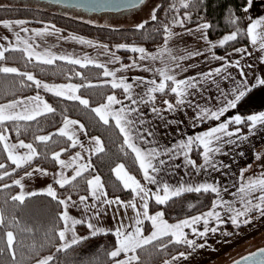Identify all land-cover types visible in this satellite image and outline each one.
Segmentation results:
<instances>
[{
	"label": "snow or ice",
	"instance_id": "snow-or-ice-1",
	"mask_svg": "<svg viewBox=\"0 0 264 264\" xmlns=\"http://www.w3.org/2000/svg\"><path fill=\"white\" fill-rule=\"evenodd\" d=\"M56 3H68V6L80 7L85 3H92V0H76L75 3L72 0H55ZM202 2V0H201ZM126 7L135 8L140 4L144 3V0H124ZM179 7L176 3L170 5V8L179 11L180 8L188 9L197 3V0H178ZM252 6V0H247L246 6L243 11L247 13L249 8ZM191 19V15L185 12L183 18L173 16L169 21L173 27L179 25L184 27L185 21ZM238 19L232 13L229 17V23L232 25L238 24ZM151 20H157L156 10L154 9L151 14ZM3 26L9 30H12L13 24L20 28L19 32H15V43L9 42V45L5 47L0 44V62L7 59L6 53L8 52H20L23 57L27 58V62H32L35 60L38 64L42 65H52L57 60L66 61L68 64L80 65L81 67H86L89 64H94L98 68H103V76L111 77L110 81H105V83H110L113 89H122L125 94V99L129 101V104H125L122 100L118 99L116 95H108L106 97V102L91 108L90 111L95 113L99 120L105 125L110 126V121L114 122V126L118 129L119 134L123 137V146H126L133 155L134 163L138 166L142 173L143 179L147 184L157 185L156 191H152L141 184L139 180L132 175L124 164H119L112 171L116 176V179L120 182L123 189L131 190L133 193V199L130 201H122L119 197L115 199H108L107 193L104 191V184L101 181L99 175H94L91 178H86L84 173L88 172L91 167L90 162L79 164L78 160L83 159L79 153L75 156L70 157L69 161L61 159V154L67 151V148L62 149L61 152H53L51 159L55 161L60 169H73V174L71 176L66 175L64 171H60L55 174L54 183L59 185L60 188H64L66 185H72L75 187L74 183L78 178L84 179L87 185L89 195L94 201L101 202L102 205H117L122 208H131L135 213V219L131 225H125L123 221L118 223V226L114 229H104L97 227L90 221L86 219H77L69 214L68 208L70 205H74L76 202L72 201L71 196L66 199H61L55 188L51 184L47 188L41 190V192H25L24 184L22 183L23 177L16 179L12 184H4L2 189L11 188L16 185L20 188V191L10 197L11 201L18 202L19 205H23L27 198L35 197L37 195H46L50 197L53 201L63 206V211L59 213V220L63 222V227L58 230L55 235L58 237L60 244L57 247V252L66 251L67 249L79 244L82 240L88 239V237H79L76 233V226L81 224H87V228L90 230L91 236H96L98 234L107 235L109 232L115 237V244L112 250L107 252L109 259L113 261V264H139L140 255L138 252L145 251L149 246H154L157 250L167 249L168 245H186L190 249L203 248L205 244H197V239L206 238L209 233L215 234L220 229L221 225H224L230 221L231 225L235 228H239L242 224L251 223L252 217L250 214L258 213L260 216H264V171H260L258 174H253L252 176H246L245 173L252 167L248 165L246 168L240 170L237 183L233 186L236 187V191L231 193V196L235 199L229 200L224 199L221 195L223 192H228V188H221L219 182L209 183L203 182L199 184H186L181 183L178 186H171L168 183H160L157 180L156 175L161 171V166L166 164V160L160 159L161 156H167L169 160L176 159L179 156H183L187 165L196 169L197 174L203 169L208 171L212 169L214 171H219L220 167H227V165L218 166L215 162V157L217 154L227 153L222 152L225 144L234 145L237 140H247L246 135H241V128L235 127L230 130V125H247L249 132H252L257 128L258 125L264 126V112L258 114L248 115L246 118L241 115H235L229 119L218 123L216 126L208 128L206 131L200 132L196 135L187 136L186 140H180L177 144L172 147H167L164 149H158L156 147H141V143L148 145L150 141L145 137L144 133H147V137H152L153 132L148 129L141 130L139 126L146 123L143 119V113L140 112L139 105L142 104H152L151 112L155 113L157 116L160 115L161 109L155 106L156 93L165 94L166 90L170 94H174L175 103L173 104L169 100H164L163 103L166 106L164 111H176L181 108V106L188 104L192 106V101L188 100L187 97L190 94V90L197 89L199 84L203 81H207L214 75L218 76L222 71H225L228 67H237L240 69L241 77H244L243 69L240 68V60L234 62L227 61L225 57L217 56L212 54L213 60H224L225 63L221 67L210 70L207 73H202L200 79L197 77H187L185 79H177L176 75L173 74V69L165 66L161 68H149L144 66L142 70L153 73L160 77L159 82L155 78L146 79L144 77L133 78V83H128L126 77H117L116 72L130 69V68H140L141 65L138 64L137 60L134 59L129 65H121V68L115 71H110L104 64L96 63L87 56L84 57L83 61L79 58H73L67 55H55L48 50L43 52L37 51L36 49L39 45L34 46V37L28 36L27 38L22 37L20 32L28 33L30 30L24 25L27 23L24 20H16L14 22L3 21ZM147 21L137 25L138 29H143ZM169 24H163L164 32V45L156 53H149L143 47H130L129 50L133 53H139L138 60L144 61H156L158 59L163 61L165 54L171 59L176 68L180 67L179 63H175L178 60L189 59L198 55H203L202 52H188L185 56L176 57L173 56L172 50L167 47L169 41L174 35H180L179 33H173ZM55 27L54 25L52 26ZM211 27L209 23H202L197 26L195 31L204 32ZM264 17L250 21L246 29H241L239 26L235 28L230 34L225 35L222 39L218 41V45L223 47L230 41L237 40L238 35H245L251 46L255 51L261 52L260 62L264 63ZM35 37L43 38L51 33L48 29L43 30H31ZM58 31V30H57ZM192 29H187L188 34H192ZM207 41L206 33L201 37ZM7 40V37H3ZM32 41V42H30ZM81 43L91 44L90 41L80 40ZM210 47L209 52L217 46L208 41ZM105 49L107 46H103ZM118 48H128L127 45H118ZM241 54V59L245 55L251 56L252 53L248 52L247 48H237L234 50ZM231 55V54H229ZM113 59L109 62H118L119 57L112 54ZM251 67V65H248ZM182 71H187V69H182ZM0 74H15L17 76L23 77L26 81L32 82L37 88H43L46 92L53 93L57 97H62L71 101H78L80 105L85 108H89V100L82 98L77 95L79 88L85 85H74V84H61V85H49L47 83H42L40 80L36 79L33 74L29 72H21L16 67H9L0 65ZM77 75H80L77 73ZM170 82V83H169ZM215 82V81H213ZM24 83V80L21 81ZM134 84L139 87L144 86V91L139 94L133 92ZM86 86H92L91 84ZM264 86V78H257L254 85L248 86L247 80L244 79L237 82L236 87L232 88L229 92H224L221 90V100L219 103L220 107L213 110L210 107H200L199 104L195 105L199 111L196 112L194 119L199 121L215 120L220 121L221 117L225 113L229 112L230 109H235L238 103L251 91L252 87ZM217 87H219L217 85ZM231 97V98H230ZM120 105L119 108L114 106ZM135 106V107H133ZM55 108L51 104L43 100L39 94L33 97L26 98L24 100H13L7 104H0V145L3 146V152L7 154V160L11 162L15 167L12 172L17 169L24 168L26 165L31 164V162L41 155L34 147V143H26L24 140H18L17 143H9V137L6 135L7 128L4 127L7 123L12 122L16 124L17 135L20 134L19 124L17 122H31L37 121L38 117L44 116L49 113H54ZM170 123H175L171 121ZM79 126L80 131H84V125L80 124L77 120H72L67 117L63 120V126L60 127L56 133H51L48 135H35L34 141L47 145L48 142L52 141L53 135L59 137H64L67 141H70L69 147H76L80 144V147H84L80 143L76 136V132L73 126ZM195 126V125H194ZM87 135V133H84ZM235 137L236 139H232ZM227 138V139H225ZM91 142L94 143L93 151L95 153L104 152V147L102 141L99 137H92ZM19 149H24L23 153L19 152ZM123 150V149H122ZM197 150L202 158V163L197 165L196 161L191 158V153ZM243 155V153H241ZM255 159L257 161L264 157V153H256ZM155 162V163H154ZM178 167V165H177ZM7 165L5 163H0V169H6ZM12 172L7 170L0 174V180H3L5 176L12 175ZM33 172H39L41 175H48V172L41 168H35L33 171L26 172L25 175L31 177ZM0 189V190H2ZM211 193L215 195V199L211 203L209 210L194 215L176 223H169L164 219V212L157 211L155 214H149V200H154L157 205H166L170 200L175 197H180L185 193ZM141 201V208H137L136 198ZM103 198V199H102ZM88 200V196H80L79 201L81 204L85 205V211H89V206L85 203ZM7 203V201H5ZM239 203L240 207L236 204ZM95 205H93L94 207ZM194 207V205H190ZM222 209L224 215L222 216ZM99 210L94 213V217L99 216ZM226 217V219H225ZM149 221L151 223V231L149 234L145 235V230L143 228L144 222ZM203 224V229L200 230L197 225ZM214 226L210 227V224ZM16 228L19 232H31L32 229L22 226L20 221H18L15 216L9 218L6 216L3 209H0V229H11ZM131 229V230H129ZM185 229H190L191 235L196 237V239H189V232ZM71 233V238L69 239L68 234ZM225 236H230L232 233L223 232ZM167 238V239H166ZM4 247H0V256L4 254L5 251L8 252L11 261L15 264H21L25 259L23 253H21V261H17V233L13 230H6L3 232ZM166 242H163L165 241ZM163 242V243H159ZM20 246L23 247V243L20 242ZM35 247V246H33ZM123 254V258H120ZM181 257L187 259V255L184 252H180L178 256H173V260H179ZM54 260V255H48L43 258L36 260V264H50ZM243 264H264V248L260 249L259 252L251 253L248 256L242 258ZM241 260H236L234 264H242ZM164 264H171L170 261H165Z\"/></svg>",
	"mask_w": 264,
	"mask_h": 264
},
{
	"label": "trees",
	"instance_id": "trees-1",
	"mask_svg": "<svg viewBox=\"0 0 264 264\" xmlns=\"http://www.w3.org/2000/svg\"><path fill=\"white\" fill-rule=\"evenodd\" d=\"M178 0H165L158 9L157 20H150L143 29L134 28H111L90 24L84 20L87 15L77 12H58L43 6L35 4L30 5H11L0 7V20L4 19H24L33 25H42L51 23L61 28L65 32H73L101 42H105L115 48L117 45H140L145 50L151 51L164 43V32L162 25L169 24L173 16L183 18L185 12L190 13L191 19L185 21L184 27L172 26V32L180 31L193 27L201 23H209L208 37L217 39L230 34L237 26L246 29L245 12L243 8L247 0H197V3L188 9L180 8L177 12L170 8V5ZM234 13L238 19L237 25L229 23L230 15ZM82 16V17H79ZM93 17V16H91ZM237 47L250 48V42L245 35H238L237 40L230 41L223 47L217 49L218 53H224ZM125 55V51L120 50ZM7 59L0 62V65H12L21 72H29L37 79L51 83H74L85 85L79 88V95L89 100V108L80 105L78 101H71L53 94L44 92L46 101L56 109L54 113H49L38 117L37 121L17 122L20 128V134L17 135L16 124L9 122L4 127L7 128L6 134H9L13 141L24 140L26 143H34V147L41 153L31 164L24 168L12 172L15 167L7 160V154L3 152V146L0 145V163L7 165L6 169H0V174L7 170L12 175L5 176L0 180V189L4 184L12 182L31 168H41L46 171H54L58 164L51 159L53 152H62L61 157L72 154L76 147H69L70 141L64 137L53 135L52 141L47 145L34 141L35 135H45L54 133V131L63 123L65 117L79 121L84 125V129L89 137H99L102 141L104 152L96 153L91 157V167L84 173L86 178L99 175L103 181L105 190L109 197H119L122 201H129L133 198L131 190L123 189L120 182L116 179L113 169L119 164H124L127 170L138 180H143L142 173L134 163L133 155L130 150L123 146V137L115 128L114 122L110 121V126H105L95 113L90 109L106 101L108 95L115 94L123 97L122 89L111 88L110 83H105L106 77L103 76L101 68L96 66L81 67L68 64L63 61H55L52 65L38 64L36 61L27 62L20 52H8L5 54ZM127 58V57H126ZM79 73L80 75H77ZM24 80L22 84L21 81ZM91 84L92 86H86ZM40 91L32 82L26 81L23 77L15 74H0V104L13 101ZM155 106H164L163 101L169 100L175 102L174 94L167 92L165 94L156 93ZM248 115V112H244ZM123 149V150H122ZM193 157L196 162L200 161L199 151H193ZM72 185H66L60 188L54 183V188L61 199L71 196V199H77L80 196H88L89 191L84 179L78 178ZM18 193V186L0 190V209H3L6 216L20 221L22 226L31 228V232H19L16 228L0 229V247H4L2 239L3 232L13 230L17 233V261H21V253L25 259L21 264H34L37 259L46 255H54V260L50 264H111L112 260L107 256V252L112 250L115 244V237L109 232L107 235L98 234L82 240L79 244L57 252L60 244L55 233L63 227V222L59 220V213L63 211V206L57 201H53L46 195H37L26 199L23 205L11 201L10 197ZM215 195L208 193H188L180 197L173 198L166 205H157L150 200L149 211L153 212L160 209L164 212L166 219L174 221L190 215L197 214L208 209L214 200ZM199 200L194 207H190L192 200ZM7 201V203H5ZM189 202V203H188ZM79 232H83L84 226L77 227ZM167 239V238H166ZM165 241L163 242H166ZM23 243V247L20 246ZM159 242V243H163ZM35 246V247H33ZM186 245H168L167 249L157 250L154 246H149L145 251L138 252L140 255L139 264H160L180 252H188ZM0 264H15L11 261L7 251L0 256Z\"/></svg>",
	"mask_w": 264,
	"mask_h": 264
},
{
	"label": "crops",
	"instance_id": "crops-1",
	"mask_svg": "<svg viewBox=\"0 0 264 264\" xmlns=\"http://www.w3.org/2000/svg\"><path fill=\"white\" fill-rule=\"evenodd\" d=\"M8 3L10 4V0H4V2L0 3V7L5 6ZM261 17H264V0H252V6L249 8V11L245 13L246 25H248L250 21L260 19ZM5 20L14 22L16 20H24V19L0 20V44H3L5 47H7L9 45V42L15 43L14 33L19 32L20 28L17 27L15 24H13L12 30L5 28L2 23ZM24 21L27 22L24 25V27H27L30 31L28 33L20 32V35L25 38H27L28 36L34 37V42H35L34 46L39 45V47L36 49L37 51L43 52L45 50H48L51 53L58 56L67 55L73 58H79L82 61L84 57L87 56L96 63L106 65V67L110 71H115L116 69L121 68V65H129L132 62V60L136 59L138 64L141 65L140 68H130L116 72L117 77H126L128 83H133V78L135 77H144L146 79L155 78L157 82H159L160 77L158 75H154L151 72L142 70L144 66H147L149 68H161L168 66L173 69V74L176 75L177 79H185L187 77H197L198 79H200L199 74L207 73L212 69L221 67L225 63L224 60H213L211 58L213 53L217 56L225 57V59L230 62L240 60V68L243 69V72L245 74L244 77H241L239 68L228 67L225 71H222L220 75L218 76L214 75L212 78H209L207 81H203L202 83L199 84L197 89L190 90V94L188 95L187 99L192 101L191 107L188 104H185L176 111H164L166 107L164 105L161 107H157L161 109L160 115L157 116L155 113L151 112V107L153 106L152 104L139 105L140 112L144 114L143 119L146 121V123L142 126L138 125V127H140L141 130L146 128L153 132L152 137H147V133H144L145 137L150 141V143L148 145H144L141 143V147L144 148L156 147L158 149L172 147L173 145L177 144L180 140H186L187 136L196 135L200 132L206 131L208 128L216 126L218 123L225 121L235 115H241L242 117L246 118L251 113L259 112L262 110L264 111V86H258V87H252L251 91L248 92L247 95L238 103L237 107L235 109H230L229 112L225 113V115L221 117L220 121L208 120L202 122L194 119L196 112L199 111V109L196 108L195 105L199 104L200 107H210L213 110H215L216 108L221 106V104L219 103V101L222 99L220 95L221 90H223L224 92H229L232 88L236 87L237 82H240L244 79L247 80L248 86L251 87L252 85L255 84L256 79L258 77L264 78V63H261L259 59L261 56V52L255 51L250 44V48H248L247 50L248 52H251L252 55L251 56L245 55L243 59H241V54L235 52L234 50L237 48H246V47H237L224 53H218L217 49L221 47L218 45V41L222 39L225 35L217 39H210L208 37V29L204 30L203 33L200 31H195V29L199 24L187 28L193 30L192 34H188L187 29L173 32L180 34V35H174L167 45V47L172 50L171 54L173 56L176 57L185 56L188 52H195V51H199L203 53V55H198L189 59L176 61L175 63L180 64V67L176 68L174 62L171 59H169L167 54H165L163 61L160 59L156 61L138 60L140 54L131 52L129 48L133 46L143 47L140 45H127L129 46L128 48H118L117 45L115 46V48H113L105 42H101L83 35H79L77 33L65 32L61 28L51 23H45L42 25H33L30 24L27 20ZM53 25L55 26L54 28L52 27ZM45 28H47L48 32L51 34L46 35L43 38L35 37L34 33L31 31L32 29L43 30ZM205 33L207 35V41L201 38L202 35H204ZM3 37H7L8 39L5 40L3 39ZM81 39L84 41H90L91 44L81 43L80 42ZM208 41H210L213 44H217V46L213 48L211 52L208 51L210 47ZM105 45L107 46L106 49L105 47H103ZM163 45L164 43L159 47H157L156 49L151 51L146 50V52L156 53ZM120 50L125 51V55L121 53ZM113 53L115 54L116 57H119L118 62H109L110 60L113 59L112 57ZM57 61H62V60H57ZM248 65H251V67H248ZM3 66L14 67L12 65H7V64ZM87 66H95V63L89 64ZM101 69L102 71H104L103 68ZM182 69H187V71H182ZM106 78H107L106 81H110L112 79L111 77H106ZM63 84H67V83H63ZM217 85L219 87H217ZM143 91H144L143 85L137 87L134 84V88H133L134 95L142 93ZM40 92L44 93V90L43 91L40 90ZM41 93H33L31 95L16 100H24L26 98L33 97L39 94L40 97L46 101L44 95H42ZM77 95H79V93H77ZM117 98L122 100L125 104L130 103L125 99V94L123 97L117 96ZM9 102H5L2 104H7ZM174 103L175 102H173V104ZM114 107L119 108L120 105H116ZM244 112H248L247 113L248 115H246ZM171 121H175V123H170ZM62 126L63 123L54 131V133H56L57 130ZM73 127L75 129L77 138L79 139L80 143L83 144L84 147L82 148L80 147V144H77L75 152L72 153L66 161H69L70 157H73L77 153H79L80 156L83 157V159L78 160L77 163L79 164L89 163L91 157L96 154L93 151L94 143L91 142L92 137H89L88 135L84 134L86 132L85 129L84 131H80L78 125ZM235 127H240L242 130L241 135H246L248 139L237 140L236 144L234 145L225 144L222 149V152L227 154L216 155L215 162L217 163V165L220 166L222 164V165H227V167H220L219 171H214L212 169H208V171H204L203 169H201L199 171V174H197L196 169L186 164L184 157L182 155L172 160H169L167 156H161L160 159H164L167 162L165 165L161 166V171L158 174H154L156 175L157 180L160 183L166 182L171 186H178L181 183H186V184H199L203 182L214 183L213 181L215 178H218V176L225 175L227 177H233L234 179H236L237 182L240 170L246 168L248 165L252 166V162L253 161L255 162L254 154L257 153L258 151L257 149L260 146L264 147V133L260 138L255 139L254 137H252L251 133L249 132L247 125H240V126L230 125V130L234 129ZM6 135L9 137V141H8L9 143L18 142V141H13L9 134ZM232 139H236V138L233 137ZM18 151L23 153L26 150L19 149ZM241 153H243V155H241ZM191 158L194 160L193 152L191 153ZM196 163L197 165L201 164L202 158L200 157V161ZM33 169L35 168H31L26 172L33 171ZM250 169L245 173V175H249L248 173L250 172ZM55 170L47 171L48 175L46 176L41 175L39 172H33V175L31 177H28L25 175L26 173L25 172L16 179H20L21 177H23L22 183L24 184L25 192L35 191L39 193L41 192V190L47 188L49 184H51L54 188V177L56 173L60 171H64L68 176H71L73 174L72 168L64 169V170L58 168L56 171ZM139 181L146 188H149L152 191H156L157 185L147 184L144 181V179ZM232 182L234 181L232 180ZM18 190L20 191L19 187ZM104 191H106L105 187H104ZM107 198L115 199L109 197L108 194H107ZM72 201H75L76 203L74 205H70L68 208L69 214L71 216L77 219H86L100 228L114 229L115 227L118 226V223L120 221H123L125 225H131L135 218L134 211L133 212L127 211L130 208L125 209L117 205H112V206L102 205L101 202L94 201L89 194H88V200L85 202L90 208L89 211H85V205L80 203L79 198L74 199ZM148 203L150 206V200L148 201ZM93 205L95 206L93 207ZM209 208L204 210V212L209 210ZM97 210H99L100 214L98 217H94V213H96ZM140 210L142 211V208H140ZM159 210L160 209L155 210L153 212H157ZM197 214H200V212ZM81 225L84 226V229H82L83 232L81 233L78 231L77 226L80 225H77L76 226L77 235L79 237H90L91 236L90 230L87 228V224L85 223ZM68 236L70 239L71 233H69ZM232 256H235V254Z\"/></svg>",
	"mask_w": 264,
	"mask_h": 264
},
{
	"label": "rangeland",
	"instance_id": "rangeland-1",
	"mask_svg": "<svg viewBox=\"0 0 264 264\" xmlns=\"http://www.w3.org/2000/svg\"><path fill=\"white\" fill-rule=\"evenodd\" d=\"M164 1L165 0H147V2L140 9L133 10L127 13H118V14L109 13V14H102V15H94L93 17L84 16L83 18L84 20H86V22L90 24L98 25V26H106V27L118 28V29L134 28L137 25L145 21L149 22L151 20V14L153 10L155 9L157 13L158 9L161 7ZM1 2H4V0H0V3ZM11 5L12 4L8 3L5 6H11ZM18 5L20 6V4ZM79 17H82V16H79ZM38 80H40L42 83H47L49 85H61L62 84V83H51V82H47L41 79H38ZM67 84H74V83H67ZM74 85H77V84H74ZM39 89L42 91L44 90L42 87ZM44 92L46 91L44 90ZM36 93H41V92L38 91ZM46 93H50V92H46ZM41 94L44 95L43 93ZM50 94H53V93H50ZM260 112H264V111L262 110L259 112L251 113L250 115L258 114ZM250 133L252 137H254L255 139H258L264 133V126L258 125L257 128L254 129ZM257 150H258L257 153H264L263 146H260ZM70 155L61 157V159L66 161ZM58 168L60 167L58 166L57 169ZM260 171H264V157H262V159L259 161L255 159V162L254 161L252 162V167L250 169V172L248 173L249 175H246V176H252L253 174H258ZM232 180L234 182H232ZM217 181L219 182V185L221 188H224V187L228 188V192L222 191L221 195L223 196V198L229 199V200L235 199L234 197L231 196V193L236 191V187L233 186L234 184L237 183L236 179H234L233 177H227L225 175H222V176H218V178H215L213 182L215 183ZM215 198L216 197H214V199ZM198 201L199 200L194 199L190 203H192L191 205L195 206V204L198 203ZM136 202H137L136 203L137 208L140 209L141 201L138 197H137ZM236 206L240 207L239 203H237ZM218 210L221 211L222 216H223L224 215L223 210L222 209H218ZM127 211L133 212L131 208L128 209ZM203 212L204 211L200 213H203ZM155 213L156 212L149 211L150 215L155 214ZM250 215L252 217V220H251V223L249 224H246V225L242 224L239 228H235L234 226L231 225L229 221L228 223L221 225L217 233L215 234L209 233V235L206 238L197 239V244H205V247L195 248L194 250L189 248V251L185 253L187 255V259H184L183 257H181L179 260H173L171 257L167 261H170L171 264H230L233 261L256 251L257 249L264 248V216H260L258 213H252ZM191 216H194V215H191ZM191 216L180 218L174 221H169L168 219H166L164 215V219H166L169 223H176L179 220H182V219H185ZM211 226H214V223L210 224V227ZM196 227L202 230L203 224L201 223L200 225H197ZM143 228L145 230V235L149 234V232L151 231V223L149 221H145ZM185 231L189 232V239H196V237L191 235L190 229H185ZM225 231L232 233V235L230 236L223 235L222 233ZM234 254L235 256H232ZM174 256H178V254ZM120 258H123V254ZM164 262L160 264H164ZM34 264H36V262ZM111 264H113V261Z\"/></svg>",
	"mask_w": 264,
	"mask_h": 264
},
{
	"label": "water",
	"instance_id": "water-1",
	"mask_svg": "<svg viewBox=\"0 0 264 264\" xmlns=\"http://www.w3.org/2000/svg\"><path fill=\"white\" fill-rule=\"evenodd\" d=\"M10 2H11L10 4L12 5L22 4L26 6L30 4H35V5L43 6L45 8H49L52 10L56 9L58 12H65V11L77 12V13H81V14L91 17L94 15H102V14H109V13H112V14L127 13L133 10H137V9H140L147 2V0H144L143 4H140L138 7H135V8L126 7L124 0H92V3H85L80 7L68 6V3H56L55 0H10ZM72 2L75 3L76 0H72ZM259 250L260 249H257L254 252H259ZM242 258L243 257L237 260L242 261ZM235 261H233L230 264H234ZM242 264H243V261H242Z\"/></svg>",
	"mask_w": 264,
	"mask_h": 264
}]
</instances>
